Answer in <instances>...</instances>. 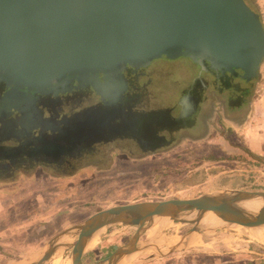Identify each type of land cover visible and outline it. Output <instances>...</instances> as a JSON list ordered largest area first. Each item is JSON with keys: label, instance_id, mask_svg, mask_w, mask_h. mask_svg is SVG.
<instances>
[{"label": "water", "instance_id": "obj_1", "mask_svg": "<svg viewBox=\"0 0 264 264\" xmlns=\"http://www.w3.org/2000/svg\"><path fill=\"white\" fill-rule=\"evenodd\" d=\"M174 47L226 64L230 71L241 67L235 60L239 51L254 50L257 71L264 56V20L249 0H0V70L25 83L50 84L73 71L152 61ZM252 201H262L259 211L243 207ZM206 219L248 231L256 240L264 232V191L215 189L196 198L102 210L55 237L30 264H47L72 241L79 245L72 257L77 264H130L132 257L146 255L133 264H147L196 247L208 230ZM161 221L163 229L181 221L193 228L177 243L160 244V234L142 239ZM117 225L138 229L108 257L86 263L103 230ZM93 238L97 243L89 248Z\"/></svg>", "mask_w": 264, "mask_h": 264}, {"label": "flooded vegetation", "instance_id": "obj_2", "mask_svg": "<svg viewBox=\"0 0 264 264\" xmlns=\"http://www.w3.org/2000/svg\"><path fill=\"white\" fill-rule=\"evenodd\" d=\"M251 2L261 12L259 0ZM257 59L254 50H241L235 60L244 68L230 71L174 47L159 59L73 71L44 85L0 70V187L36 176L57 182L88 170L110 172L118 161L141 177L149 157L173 150L198 118L208 120L209 104L221 113L218 124L234 134L226 114L253 112L264 73V56L252 70ZM180 60L187 64L178 67Z\"/></svg>", "mask_w": 264, "mask_h": 264}, {"label": "rangeland", "instance_id": "obj_3", "mask_svg": "<svg viewBox=\"0 0 264 264\" xmlns=\"http://www.w3.org/2000/svg\"><path fill=\"white\" fill-rule=\"evenodd\" d=\"M249 1L252 4L251 0ZM185 64H187L185 60H180L178 67H184ZM179 73L181 70L178 75ZM256 91L253 101L264 113V73L257 84ZM234 138H232L234 144L241 145L236 137ZM198 152L201 151L198 150ZM215 156L219 159L242 157L237 151L233 154L230 152L216 153ZM245 159L252 167L257 166L252 157L245 156ZM162 161L165 159L158 157L149 159L141 172V177L132 165L128 167L125 162L118 161V166L110 172L96 174L88 170L76 177L65 178L57 182L48 179L45 182L42 177L36 176L35 181L22 182L17 186L0 187V231L2 230L0 232V264L32 263L55 237L99 211L139 202L196 198L207 193L208 190L225 188L222 185L208 187V180H212L209 175L200 178V182L208 181L205 184L188 182L189 185H180L182 179L185 178V171H189L192 169L190 167L197 166L201 162L200 158H188L187 156H183V160L174 163L184 165L183 175L178 179L179 183L177 181L172 183V180L157 183L156 177L161 173ZM166 161H168L167 165L171 164L168 159ZM232 169L230 175L242 173V168L233 166ZM248 173L250 176H255L250 179L251 183H257L256 180L259 177L260 186L253 185L242 190L258 191L255 189L259 187L264 189V185H261L264 183V177L261 175L264 173V168L262 172ZM237 184L236 181L233 186L236 187ZM240 186L237 187L240 188ZM217 222L218 220H215L213 224ZM161 223L163 224L162 221ZM219 223L222 222L219 221ZM221 225L223 226H218L215 231L208 228L206 232L209 231L211 234L205 233L208 236L205 235L202 241L199 240L196 247L183 253H176L171 257L158 259V263L264 264V247L248 231L231 228L224 223ZM192 228L193 225L190 224L179 225V223L172 222L166 228L161 229L160 235L165 238L164 242L168 243L173 237L180 240L187 236ZM137 229V227L128 225H117L104 229L100 243L86 256V263L108 257L118 247L130 241ZM263 236L264 232L258 234L257 237L264 239ZM148 238L146 234L144 239ZM160 247L164 248L166 245ZM71 253L73 254V248L67 254L64 253V257L57 262L71 264ZM147 257V255L145 257L135 256L130 263L139 262ZM47 264H54L53 260Z\"/></svg>", "mask_w": 264, "mask_h": 264}, {"label": "crops", "instance_id": "obj_4", "mask_svg": "<svg viewBox=\"0 0 264 264\" xmlns=\"http://www.w3.org/2000/svg\"><path fill=\"white\" fill-rule=\"evenodd\" d=\"M261 110L262 109L259 108V106L257 107L255 103L253 112L247 116L245 112L246 110L243 108L240 109V111L234 112L232 115L226 114V117H228L226 120L231 123L232 127H235V129L237 128V131H234L236 133L229 134V127L226 125H219L217 122V119L219 118L218 115L221 113L218 114V111L214 109V107L212 108L209 104L208 120L202 121L198 118L199 120L196 124H194L193 128L189 130V132L185 133V135L182 134L179 137L180 139H183V141L176 144L173 150L167 151V153H162L161 155H154L149 158L152 159L154 157H158L162 160L165 159V161H162L163 166L161 173L156 177L157 183H161L165 180H172V183L176 181L178 182V179L183 175L184 165H182V163H180V165H175L174 163L183 160V156H187L188 158H200L201 162L197 166L190 167L192 169L189 171H185V178L182 180H186L190 175L193 176L198 173L200 174V177L198 178L197 183L205 184L209 181L208 187H217L222 185L225 187L224 189L242 190L253 185L260 186V184H258L259 177L257 176V183H251L250 179L255 176H250L248 172H262L264 168V113H262ZM204 114V112L201 113V115ZM232 135V138L236 137L241 145L234 144V141L233 144L229 142V140L232 139ZM195 149H198L201 152H198V150ZM235 151L239 152V156L242 157L238 159H228L226 157L219 159L215 156L216 153L230 152V154H233ZM213 156L216 158H212ZM236 156L238 155L236 154ZM245 156L252 157V159L257 163V166L253 165L252 167L245 159ZM166 159H168L171 164L167 165L168 161H166ZM233 166L242 168V173L230 175L233 170ZM245 171L246 173H244ZM205 175L211 176L210 178H212V180H208L206 182L202 180V182H200V178H203ZM261 175L264 177V173ZM236 181L239 185H241L240 188L237 187L239 186L238 184L236 187L233 186ZM180 185L189 184L180 183ZM261 185H264V183ZM255 190L264 191V189L260 187ZM207 192H209V190ZM186 251L188 250L180 253ZM171 256L172 255L169 257ZM147 264L159 263L158 260H155ZM225 264L234 263L226 262Z\"/></svg>", "mask_w": 264, "mask_h": 264}, {"label": "bare ground", "instance_id": "obj_5", "mask_svg": "<svg viewBox=\"0 0 264 264\" xmlns=\"http://www.w3.org/2000/svg\"><path fill=\"white\" fill-rule=\"evenodd\" d=\"M262 205H263V203H262V201H252V202H248V203H245V204H243V207H245L247 210H249L250 212H257V211H259L260 210V208L262 207ZM164 223V222H163ZM175 223V222H174ZM204 223L206 224V226L208 227V228H212V231H215L216 229H217V227L218 226H220V227H222L223 225H221L222 223H219V221L217 222V224H213V222L212 221H209V220H205L204 221ZM160 224H162L161 222L159 223V225H157L155 228H153V229H151V230H149L148 231V233H147V236L150 238V239H154L155 237H157L159 234H161V229H163L161 226H160ZM180 224H186L184 221H181L180 223H179V225ZM178 226V225H177ZM207 234L209 233V231L208 232H206ZM209 234H211V233H209ZM206 235V234H205ZM258 235V234H257ZM206 236H208V235H206ZM254 236L256 237V235L254 234ZM176 237H178V236H176ZM264 237V236H263ZM67 240V243L69 242V239H64L63 241H66ZM168 240V239H167ZM166 240V241H167ZM223 240H225V239H223ZM256 240H259V241H261V242H263L264 243V239H262V238H260V237H256ZM164 241H165V238L162 236L161 237V239L158 241L160 244H163L164 243ZM202 241V240H201ZM211 241H213V240H211ZM229 241H230V239H229ZM177 242H179V239L178 238H175V237H173L168 243H177ZM96 239H92V241L90 242V246H89V248H92V247H94L95 245H96ZM69 244H70V246L68 247V249H66V251H64L63 249L62 250H60V251H58V253L56 254V257H55V259L53 260V263L54 264H61V263H58L57 261L58 260H60V259H62L63 257H64V253H68L69 252V250L71 249V248H73V254L71 253V255H70V259L74 256V254L76 253V251L78 250V248H79V245L77 244V242H69ZM70 259H69V261H70ZM135 259V256L134 257H132L130 260H129V262L130 261H132V260H134ZM64 264H70V263H64ZM71 264H77L76 263V261H74V260H72V262H71ZM131 264V263H130Z\"/></svg>", "mask_w": 264, "mask_h": 264}, {"label": "built area", "instance_id": "obj_6", "mask_svg": "<svg viewBox=\"0 0 264 264\" xmlns=\"http://www.w3.org/2000/svg\"><path fill=\"white\" fill-rule=\"evenodd\" d=\"M259 7H260V10L261 12L263 13L262 17H263V20H264V0H259Z\"/></svg>", "mask_w": 264, "mask_h": 264}]
</instances>
